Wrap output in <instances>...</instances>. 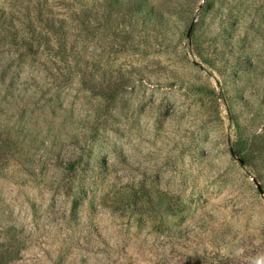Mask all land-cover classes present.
<instances>
[{
    "label": "rangeland",
    "instance_id": "rangeland-1",
    "mask_svg": "<svg viewBox=\"0 0 264 264\" xmlns=\"http://www.w3.org/2000/svg\"><path fill=\"white\" fill-rule=\"evenodd\" d=\"M0 264H264V0H0Z\"/></svg>",
    "mask_w": 264,
    "mask_h": 264
},
{
    "label": "trees",
    "instance_id": "trees-1",
    "mask_svg": "<svg viewBox=\"0 0 264 264\" xmlns=\"http://www.w3.org/2000/svg\"><path fill=\"white\" fill-rule=\"evenodd\" d=\"M235 154L238 155V156H240V153H239V152H236V151H235ZM240 157H241V156H240Z\"/></svg>",
    "mask_w": 264,
    "mask_h": 264
}]
</instances>
